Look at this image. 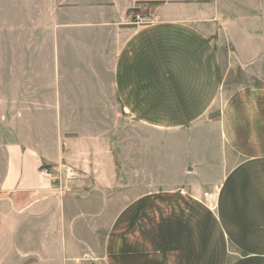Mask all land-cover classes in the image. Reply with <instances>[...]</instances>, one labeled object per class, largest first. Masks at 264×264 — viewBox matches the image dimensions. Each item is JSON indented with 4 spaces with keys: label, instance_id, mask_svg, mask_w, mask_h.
Returning <instances> with one entry per match:
<instances>
[{
    "label": "crops",
    "instance_id": "0c3cea01",
    "mask_svg": "<svg viewBox=\"0 0 264 264\" xmlns=\"http://www.w3.org/2000/svg\"><path fill=\"white\" fill-rule=\"evenodd\" d=\"M11 8L0 264H264V0Z\"/></svg>",
    "mask_w": 264,
    "mask_h": 264
},
{
    "label": "rangeland",
    "instance_id": "374dc122",
    "mask_svg": "<svg viewBox=\"0 0 264 264\" xmlns=\"http://www.w3.org/2000/svg\"><path fill=\"white\" fill-rule=\"evenodd\" d=\"M6 1L9 2L10 0H6ZM1 22L6 23V24H4V29L5 30L7 29V33L9 35V37L11 38L9 46H10V49H12V46L15 47L14 39L16 38L15 37V33H16L15 29H16V27H15V19H14L13 8H11L10 11L3 10V15H1V18H0V23ZM0 30H1V28H0ZM0 39H1V35H0ZM0 49H1V47H0ZM12 50H14V49H12ZM230 80H231V76H229L227 78V81L230 82ZM233 81H234L233 83H235V85H240V84L246 83L248 81V79H245V78H243L240 75H237L235 80H233ZM227 84H229V83H227ZM74 186L75 185L72 183V184H70V186H68V185H67V187H66V185L63 186L62 189L65 191V194H67V193L73 192ZM97 199H99V197L95 198V200H97ZM89 201H91V200H89ZM105 236H106V232H105L104 229H102V232H101V241H102V243L101 244H102L103 247L105 246V244H104ZM28 244L29 243L23 242V245H25L24 246L25 247L24 251H26L27 253H31L32 249L29 247ZM97 246H99V245H97Z\"/></svg>",
    "mask_w": 264,
    "mask_h": 264
},
{
    "label": "built area",
    "instance_id": "2783aa9c",
    "mask_svg": "<svg viewBox=\"0 0 264 264\" xmlns=\"http://www.w3.org/2000/svg\"><path fill=\"white\" fill-rule=\"evenodd\" d=\"M131 21V24L138 27V26H149L151 24H153L155 22V17L139 12L137 11V13H134ZM57 170L51 169L50 170H46V169H42L41 171V176L47 178V179H55L57 177Z\"/></svg>",
    "mask_w": 264,
    "mask_h": 264
}]
</instances>
